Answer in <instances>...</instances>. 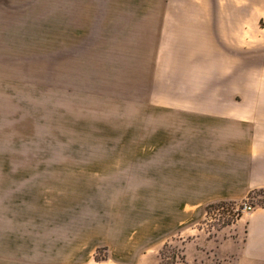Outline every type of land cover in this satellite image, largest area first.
Listing matches in <instances>:
<instances>
[{
    "label": "rangeland",
    "instance_id": "rangeland-1",
    "mask_svg": "<svg viewBox=\"0 0 264 264\" xmlns=\"http://www.w3.org/2000/svg\"><path fill=\"white\" fill-rule=\"evenodd\" d=\"M243 2L38 0L20 14L28 43L0 45V200H12L13 235L26 241L28 264L62 262L73 244L86 245L80 262L106 225L116 232L146 218L149 200L159 216L163 200L200 196L189 179L195 138L179 124L192 119L191 102L221 98L228 86L237 105L252 95L235 73L260 58L264 14L253 0L245 16ZM227 4L230 12L218 11ZM228 19L233 27H219ZM207 21L214 27L203 28ZM247 199L264 208V189L225 208L209 203L197 224L157 235L159 263L168 244L185 256L178 264H220L213 240L244 228ZM108 249L97 246L91 264L108 259ZM21 257L13 250L11 264Z\"/></svg>",
    "mask_w": 264,
    "mask_h": 264
},
{
    "label": "crops",
    "instance_id": "crops-1",
    "mask_svg": "<svg viewBox=\"0 0 264 264\" xmlns=\"http://www.w3.org/2000/svg\"><path fill=\"white\" fill-rule=\"evenodd\" d=\"M33 3L37 4L38 0H0V21L5 22L0 23V45L28 43L21 40L28 32L18 21L20 14L29 12L28 6ZM40 3L42 5L43 0ZM254 6L264 14V0H254ZM220 7L219 12L232 10L228 4ZM252 11L253 0H244L240 12L246 16ZM202 25L207 29L214 27L208 21ZM233 25L229 19L219 22L221 28ZM251 35L249 31L242 32L247 42ZM256 48L260 58L245 59L239 72L235 73L236 83L252 94L244 96L241 106L233 100L235 93L228 86L221 98L212 96L191 102L192 119L179 124L180 134L195 138L187 143L196 151L194 177L189 179L195 181L197 189H202L200 196L195 200H163V215L159 216L155 211L156 200H149L151 211L146 218L138 216L134 222L121 224L122 229L116 232H113V225H106L107 232L86 257L79 256L80 262L76 260V253L83 251L86 245L76 247L73 244L68 247L66 256L60 257L62 262L59 257L54 260L52 256L49 262L41 264H91L93 251L100 245L109 248L108 259L101 264H160L157 235L170 236L197 224L209 203L245 198L253 190L264 189V42ZM236 63L233 60L231 65ZM172 128L177 131L174 125ZM179 178L183 180L184 177ZM241 221L238 220L237 226ZM16 228L12 200H0V264H11L13 250L23 253L20 264H28L26 241L20 238L16 243V235H13ZM83 239L82 243L92 241L90 236H83ZM213 241L216 257L222 260L220 264H264V208L250 212L244 218L243 229L235 228L230 232L225 228V232L221 231ZM34 264H39V260Z\"/></svg>",
    "mask_w": 264,
    "mask_h": 264
},
{
    "label": "trees",
    "instance_id": "trees-1",
    "mask_svg": "<svg viewBox=\"0 0 264 264\" xmlns=\"http://www.w3.org/2000/svg\"><path fill=\"white\" fill-rule=\"evenodd\" d=\"M226 204L227 201H221V202H218L217 204H213L212 207H215L216 208H225L226 207ZM230 223V222H228ZM168 244H166L163 249L160 251L161 253V259H162V264H178L180 261L178 260V258L181 259L182 262H185V256H178L176 254V252L174 251V249H172L170 252L167 251L168 249ZM96 258V261H101V260H104L105 258H99L98 256L95 257Z\"/></svg>",
    "mask_w": 264,
    "mask_h": 264
},
{
    "label": "built area",
    "instance_id": "built-area-1",
    "mask_svg": "<svg viewBox=\"0 0 264 264\" xmlns=\"http://www.w3.org/2000/svg\"><path fill=\"white\" fill-rule=\"evenodd\" d=\"M254 210H255V206L253 205L252 200L247 199L243 202L242 211L250 213Z\"/></svg>",
    "mask_w": 264,
    "mask_h": 264
}]
</instances>
